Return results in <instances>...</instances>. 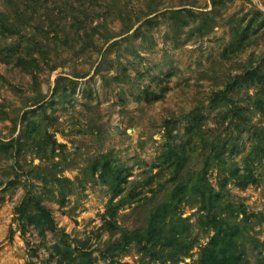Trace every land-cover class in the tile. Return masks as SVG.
Here are the masks:
<instances>
[{
	"label": "rangeland",
	"instance_id": "obj_1",
	"mask_svg": "<svg viewBox=\"0 0 264 264\" xmlns=\"http://www.w3.org/2000/svg\"><path fill=\"white\" fill-rule=\"evenodd\" d=\"M25 4L0 0V16L16 22L21 35L0 34V264H54L51 248L61 239L91 254L96 264L111 259L164 264L134 245L121 250L120 231L144 228L151 208L174 188L170 170L155 166L170 144L186 146L190 160L184 178L189 180L197 177L214 137L248 150V136L232 111L236 108L253 123L260 121L249 110L248 94L254 91L237 79L245 75L250 58L254 65L264 61V29L254 36L249 31L240 53L231 54L228 48L237 24L254 20L256 27L264 19V0ZM9 47L19 52L11 63H4L1 53ZM18 57L30 66H16ZM31 123L39 138L49 136L57 143L54 161L65 166L60 175L69 178L73 188L60 205L55 187L47 193L40 182H31V193L51 211L57 227L45 236L32 227L22 234L16 215L30 174L40 172L34 167L50 165L31 148ZM194 123L200 131L211 130L212 137L200 142L196 134L188 139L186 129ZM17 139L20 146L13 150ZM243 154L227 157V165H239ZM102 157L131 168L129 182L141 192L139 201L119 208L111 223L110 195L90 174L94 161ZM212 170L209 180L217 188L226 175ZM256 174L257 185L241 190L229 181L224 193L228 201L253 214L240 241L248 264H264L263 168ZM163 184L166 190L150 200ZM181 212L189 221L193 248L179 264H196L211 233L200 225L197 203L184 204Z\"/></svg>",
	"mask_w": 264,
	"mask_h": 264
},
{
	"label": "trees",
	"instance_id": "obj_2",
	"mask_svg": "<svg viewBox=\"0 0 264 264\" xmlns=\"http://www.w3.org/2000/svg\"><path fill=\"white\" fill-rule=\"evenodd\" d=\"M4 1L11 4L14 0ZM18 1L22 4L26 3V6L28 4L27 7L31 8L29 3L38 4L41 0ZM256 16H263V14L256 11ZM263 29L264 19L256 27L254 20L247 22L244 26H241L240 23L237 24L233 30L234 40L228 48V52L231 54L240 53L246 47L245 42L249 39L248 32L250 31L251 35L254 36ZM0 34L5 37H14L19 34L17 37H21L16 22L8 23L1 16ZM18 52L19 50L14 51V47L4 49L1 53L4 56L2 61L11 63L13 54ZM249 60L245 75L237 79V83L244 82L247 84V88L254 91L252 94H248L249 110L251 113L253 111L258 114L260 121L259 123H253L248 117L247 120L242 118L241 112L236 108L232 111L235 118L241 120L240 124L244 128L243 133L248 136L250 142L248 150L243 152L233 141L214 137L210 142L211 149L205 156L197 177L189 180L184 178L186 176L184 174L185 168L190 160V154L186 146L177 145L176 143L170 144L157 159L158 164L155 166L159 167V170H170L169 182L174 184V188L170 189L159 203L157 202L154 205V201H152L154 206L149 211L148 222L144 228L133 231H120L117 225L114 226L115 229L121 232L119 239L121 250L134 245L140 253L149 255L154 261L164 264H179L180 259L187 257L193 248L192 242L188 240L190 224L188 219L182 218V206L197 203L198 210L202 213L200 225L202 228L207 229L211 236L205 247L202 248L196 264H248L247 260L244 259L245 250L240 246V241L247 231L246 226L253 214H248L246 206L228 201L227 193H224L227 192L225 187L229 181H233L234 186L241 190L257 185L259 176L256 174V170L259 167L263 168L261 177H264V61L261 60L259 64L254 65L251 62L252 59ZM14 61H16L15 65L22 69H27L31 64V62H26L21 57L16 58ZM148 95L146 92V97ZM221 95L227 96L225 93H221ZM197 121L200 122L201 120ZM30 126L33 130V136L29 140L32 145L31 148L34 149L36 157L41 162L50 163V167H34L40 172L30 174L26 186L27 193L16 208V215L22 234H25L26 230L32 227L40 236H45L47 232H55L57 227L51 211L42 204L38 197L31 193L29 189V186H33L31 182L33 180L40 182L47 193H52V188L55 187L59 197L57 203L60 205H64L73 188L71 180L60 175L65 166H62L59 161H54L58 148L55 140L49 136L39 138L35 134L37 127L33 123ZM199 128L198 123L197 125L195 123L189 124L186 129L188 139H193L194 135L197 134L200 142L206 141V137L210 136L212 131L203 132ZM15 142L16 146H12L13 150H17V147L20 146V139ZM242 153L244 154L239 165H227V157H236ZM212 169L226 175L217 183V188L212 186L209 180V172L213 171ZM90 174L91 177H97L99 182L107 188L110 195L107 207V216L110 223L116 220L119 208L125 204H132L136 200L139 201L141 192L137 193L134 189V182H129V178L132 176L131 168L126 167L124 164H113L106 157H102L94 161V167ZM127 188H129V191H127ZM164 190L166 188L163 184L158 191L153 192L150 200H154ZM117 198L118 200L115 203L114 200ZM51 249L54 264H96V259L91 254L73 248L66 239H61ZM109 264L126 263L111 259Z\"/></svg>",
	"mask_w": 264,
	"mask_h": 264
}]
</instances>
